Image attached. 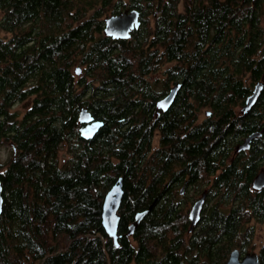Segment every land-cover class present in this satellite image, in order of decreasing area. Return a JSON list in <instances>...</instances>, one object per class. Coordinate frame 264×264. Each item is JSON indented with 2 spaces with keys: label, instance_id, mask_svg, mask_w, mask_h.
<instances>
[{
  "label": "trees",
  "instance_id": "trees-1",
  "mask_svg": "<svg viewBox=\"0 0 264 264\" xmlns=\"http://www.w3.org/2000/svg\"><path fill=\"white\" fill-rule=\"evenodd\" d=\"M126 8L138 11V27L105 35L104 18ZM261 78L264 0H0V141L9 143L0 264H223L234 248L250 251L264 194L249 189L252 164L238 171L225 157L235 135L257 126L231 120L230 108ZM25 100L21 115L11 110ZM81 106L102 121L89 139L78 130ZM119 177L115 243L101 208ZM185 179L190 195L178 191ZM256 252L264 264V229Z\"/></svg>",
  "mask_w": 264,
  "mask_h": 264
},
{
  "label": "water",
  "instance_id": "water-1",
  "mask_svg": "<svg viewBox=\"0 0 264 264\" xmlns=\"http://www.w3.org/2000/svg\"><path fill=\"white\" fill-rule=\"evenodd\" d=\"M139 25V13L136 9H124L117 14H111L104 18L103 33L111 38H128L130 32ZM75 73L79 74L80 69L76 68ZM262 83L257 82L253 88V91L247 96L243 110L249 108L256 100L260 93ZM180 88V83L172 85L168 92L155 102V109L165 111L173 102V99ZM161 105H164L162 107ZM77 120L80 123L79 134L84 139H89L94 136L96 131L102 126V121L95 120L90 111L81 106L78 110ZM254 134L249 135L245 144L253 137ZM242 144V147L245 146ZM123 196L122 179L119 177L117 182L114 183L111 188L106 192L103 198L102 210H101V223L107 234H109L113 241L117 242V225L118 214L117 210L120 205ZM2 185L0 182V212L2 210ZM203 203V196L198 198L191 206L189 210L190 225L188 230H192L196 224L200 209ZM147 209L139 211L134 216V221L128 227V234L130 235L135 226L140 222L146 213ZM223 264H258V257L256 252L247 251L243 255L240 254L237 248H234L228 254L226 261Z\"/></svg>",
  "mask_w": 264,
  "mask_h": 264
},
{
  "label": "flooded vegetation",
  "instance_id": "flooded-vegetation-1",
  "mask_svg": "<svg viewBox=\"0 0 264 264\" xmlns=\"http://www.w3.org/2000/svg\"><path fill=\"white\" fill-rule=\"evenodd\" d=\"M257 82L262 83L260 93H259L258 97L256 98L255 102L249 108H247L244 111L243 107L245 105V101L247 99V96L253 91V88ZM174 84H176V83H174ZM174 84H170L169 88ZM169 88H168V90H169ZM263 89H264V80H262V78H261L260 80L254 82L251 91L243 99L242 102L239 103V100H236V101H234V105L231 106V108H230L232 111V119L231 120H239V119L244 118V117H249L253 121L252 123H254V126H256V125L257 126L251 132H245L244 134L238 133V135H235L234 139H236V140L233 141L230 145L226 146L227 152H226V157H225L226 163L227 164L234 163L235 167L238 171L246 166V162H248L249 164H252V171L250 172L251 177H250L249 189L251 192H253L255 194H260V193L264 194V117H263L264 116V107L261 106L260 104H257V101L259 100V97H260ZM168 90H167V92H168ZM173 101H174V99H173ZM169 107H168V109H169ZM229 107L230 106H228V108ZM258 108L262 109L261 113L258 110ZM167 110H165V111H167ZM203 110H204V115H203L202 120L210 114L209 113L210 111L208 108H204ZM255 110H256V112H255ZM165 111L157 110V113L155 112V114L158 117L160 115V112H165ZM256 117L259 118L257 123H256ZM198 121H201V120H199V116L197 118V122ZM258 128H260V129L258 130ZM251 134H254V136L251 137V139L245 144L246 138ZM158 136L159 135L156 132V134L153 136V139H152V146H153L154 140H156L157 145H158ZM256 142H259L260 145L258 146ZM242 144H245V146L242 147ZM224 165H220L215 170V173H212V175L210 176L209 179H214L213 177L215 174L221 173ZM206 180H208V175L206 176ZM204 185H205V183H204ZM204 185L201 187L199 192L195 194V196H192V198L194 197V201H196L198 198L203 196L202 207H203V204H204V201L206 198V187L208 184H206L205 186ZM190 186L191 185L187 184L186 179H185L182 186L179 187V190H178L179 194L184 195L185 193L186 194L188 193L190 195V193L192 192L191 191L189 193V190H190L189 187ZM202 207L200 209V212L202 210ZM250 223L252 224V226L254 228V234H255V224H261L262 225V232H263V229H264V222L263 221L253 219L250 221ZM261 238H262V233H261ZM254 252H256V251H254ZM256 254H257V252H256Z\"/></svg>",
  "mask_w": 264,
  "mask_h": 264
},
{
  "label": "rangeland",
  "instance_id": "rangeland-1",
  "mask_svg": "<svg viewBox=\"0 0 264 264\" xmlns=\"http://www.w3.org/2000/svg\"><path fill=\"white\" fill-rule=\"evenodd\" d=\"M156 75H158V74H156ZM28 104H29V100L18 102L11 108V110H18L19 114L21 115L24 112V110ZM203 115H204V110L202 109V111L199 113V120H201L203 118ZM156 145H157V142H156V140H154L153 146L155 147ZM8 148H9V143H5L4 141H0V161L1 162L7 160L8 154H9ZM60 156H61V158L66 157V155H64L62 153H60ZM189 188H191V186ZM191 191L192 190L190 189L189 193ZM261 233H262V225L261 224H255V234H254L253 239H252L253 245H252V249L250 251H252V250L257 251L258 246L261 242Z\"/></svg>",
  "mask_w": 264,
  "mask_h": 264
},
{
  "label": "bare ground",
  "instance_id": "bare-ground-1",
  "mask_svg": "<svg viewBox=\"0 0 264 264\" xmlns=\"http://www.w3.org/2000/svg\"><path fill=\"white\" fill-rule=\"evenodd\" d=\"M194 115V114H193ZM197 115V114H196ZM79 127V126H78ZM102 209V208H101ZM104 230V229H103ZM108 235V234H107Z\"/></svg>",
  "mask_w": 264,
  "mask_h": 264
},
{
  "label": "snow or ice",
  "instance_id": "snow-or-ice-1",
  "mask_svg": "<svg viewBox=\"0 0 264 264\" xmlns=\"http://www.w3.org/2000/svg\"><path fill=\"white\" fill-rule=\"evenodd\" d=\"M162 107H164V105H161Z\"/></svg>",
  "mask_w": 264,
  "mask_h": 264
}]
</instances>
